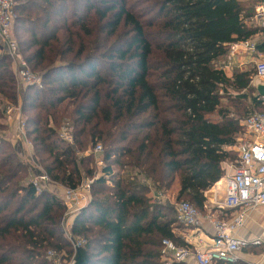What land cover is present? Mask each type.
Instances as JSON below:
<instances>
[{
  "label": "trees",
  "instance_id": "1",
  "mask_svg": "<svg viewBox=\"0 0 264 264\" xmlns=\"http://www.w3.org/2000/svg\"><path fill=\"white\" fill-rule=\"evenodd\" d=\"M261 1L17 0L20 52L43 80L27 88L21 111L45 172L75 189L84 180L78 155L104 148L107 164L72 229L86 240L85 264H167L164 240L189 246L175 233L176 207L156 196L178 182L176 202L205 213V194L237 161L243 121L264 113L256 71L228 75L220 65L231 45L261 31L252 20ZM0 94L19 105L5 54ZM9 108L0 111L3 132ZM65 124L74 146L59 138ZM28 171L1 137L0 264H51V248L74 254L60 231L67 207L49 189L37 193Z\"/></svg>",
  "mask_w": 264,
  "mask_h": 264
},
{
  "label": "built area",
  "instance_id": "2",
  "mask_svg": "<svg viewBox=\"0 0 264 264\" xmlns=\"http://www.w3.org/2000/svg\"><path fill=\"white\" fill-rule=\"evenodd\" d=\"M17 0H0V54H5L15 68L19 97L21 90L33 86H42V77L34 73L23 58L14 36L17 20ZM253 20L264 30V0L255 6ZM243 47L247 51L255 52L256 44L252 40L233 44L229 49V58H232ZM256 77L264 79V59L255 61ZM264 103V96H262ZM16 113L17 133L16 138L23 143L25 148H33L32 142L27 137L26 122L22 116L21 103L8 109ZM244 132L236 141L235 150L237 161L232 175L225 178V199L221 203H214L219 209L239 210L244 206H264V113H254L243 121ZM59 138L67 145L74 146L73 127L65 124L59 130ZM96 155L104 152L102 145L93 149ZM30 182L37 193L48 189L52 181L45 171L36 174ZM96 178L83 180L75 189L64 188L60 199L67 207L66 216L70 219L84 209L91 200L92 185ZM206 195V194H205ZM166 196L158 194L156 200L164 203ZM207 209V205H206ZM177 220L188 229L202 230L206 223L213 228L211 244L199 243L201 247H179L171 240L163 241L162 256L167 264L181 263L193 257L196 264H237L239 253L246 247V243L237 237V232L246 222L245 212L236 213L231 219H220L213 213H202L189 202L176 203ZM74 254L64 256L54 251H49L47 260L51 264H77L78 253L85 247L86 240L69 238ZM254 244H259L256 241Z\"/></svg>",
  "mask_w": 264,
  "mask_h": 264
},
{
  "label": "crops",
  "instance_id": "3",
  "mask_svg": "<svg viewBox=\"0 0 264 264\" xmlns=\"http://www.w3.org/2000/svg\"><path fill=\"white\" fill-rule=\"evenodd\" d=\"M253 20V18H252ZM255 26L259 25L256 21L253 20ZM256 46H260L264 43V30L261 31L251 39ZM235 43V44H240ZM230 49V48H229ZM264 59V52L260 49H257L255 52L247 51L243 47H240L239 51L236 55L232 58H229V54L226 58L223 59L220 65L224 66V69L228 75L232 74L234 70H241V71H253L255 70V61L256 60H263ZM251 87L255 89L256 96H262L259 93V87H264V79H260L256 76L253 77L251 82ZM27 88L21 90V100L25 95ZM232 94H235L233 91ZM16 113L8 114V125H12V140L19 143V140L14 139V134L17 133V122H16ZM25 148V147H23ZM235 152V148L233 149ZM236 162L228 163L224 167L226 169V176L232 175L234 171ZM225 178L222 179L218 184L212 188V190L206 193L207 198V211L214 214L215 217L220 219H231L236 213L238 212H245L247 215V219L245 224L242 228H240L237 232V237L246 243V247H244L241 252L239 253V261L237 264H264V206H244L239 210H223L219 209L214 203L218 202L221 203L225 199ZM49 191L53 192L55 195L58 191V188L54 184L49 185ZM180 185L177 182L172 189V193L174 192L175 195L179 193ZM64 188L61 187L62 194ZM88 205V204H87ZM207 211H205L207 213ZM74 218L70 219V224L73 225ZM182 225H179V228L175 229V233L179 238H181L185 243H187L191 247H201L199 244L201 241L203 243L211 244L214 232L213 228L206 223L202 230L197 229H184L181 228ZM71 228V235H73ZM78 236V235H75ZM79 238H82L78 236ZM256 241H259V244H254ZM176 264H196L195 259L193 257L188 258L186 261ZM215 264H224L222 262L215 263Z\"/></svg>",
  "mask_w": 264,
  "mask_h": 264
},
{
  "label": "rangeland",
  "instance_id": "4",
  "mask_svg": "<svg viewBox=\"0 0 264 264\" xmlns=\"http://www.w3.org/2000/svg\"><path fill=\"white\" fill-rule=\"evenodd\" d=\"M14 36H15V39H16L17 44H18L19 41H18L17 36H16L15 28H14ZM18 47H19V45H18ZM20 49H21V47L19 48V50ZM22 56L24 57V55H22ZM10 63H11V66H12V70L14 72L15 71V68L12 65L11 60H10ZM16 85H17V82H16ZM17 93H18V87H17ZM18 95H19V93H18ZM20 98L21 97H19L18 100L21 103L22 100ZM7 102L8 101L0 94V111L1 110H4L7 107L9 108V104H7ZM12 107H16V106H12ZM12 107H10V108H12ZM12 113L13 112H9V111H7V113H6V117H5L6 121H5V124L7 125V131L6 132L0 131V138L3 137L4 139H6L9 142H11V144L14 147V149L18 152V155L20 156V158L22 159V161H24L26 164L29 165L28 180H29V182H31L35 178V176H37L36 175L37 173H39L41 171H45V170H44L42 164L40 163V159H39L40 157H37L36 154H35L34 146L31 149L23 148L24 147L23 146V143H21L19 141L20 142V144H19V143H17V142H15V141L12 140V130H13V128H12V125L9 126L8 123H7V121H8V114H11L12 115ZM14 139L15 140H18L16 138V135L15 134H14ZM103 155H104V152L101 153L100 155H96L94 153V151L91 150V149H88V151L86 153H81V154L78 155L77 158H78L79 163H81V161L83 162V163L79 164V168H80V170H81V172L83 174L84 180H92L94 178H98L99 176H101V174H102L101 171H102V169L107 164L103 160ZM89 171H92L93 172V175H91V176L88 175V174H90ZM54 185L56 186V188H58V191L56 192V194H57L56 196L60 197L61 186H59L58 184H54ZM166 198L167 199L164 201V203L167 206L173 207L175 209L176 203H177L176 202L177 201V195H175L174 192L172 193V190H171L166 195ZM69 220H70V218H68L66 216V219L61 221V226H60L61 234L66 239H69V238H71L73 240L79 239L78 236L71 235L70 231H71V228L73 227V225L70 224V221ZM181 227L183 228V230L184 229H188L184 225H182ZM49 251H54L57 254H61V255H64V256L67 255V253L65 251H58V250L53 249V248L49 249L48 252ZM48 252H47V254H48Z\"/></svg>",
  "mask_w": 264,
  "mask_h": 264
},
{
  "label": "water",
  "instance_id": "5",
  "mask_svg": "<svg viewBox=\"0 0 264 264\" xmlns=\"http://www.w3.org/2000/svg\"><path fill=\"white\" fill-rule=\"evenodd\" d=\"M258 90H259L260 95L264 96V87H259ZM77 264H85V262L81 258L78 257V263Z\"/></svg>",
  "mask_w": 264,
  "mask_h": 264
}]
</instances>
